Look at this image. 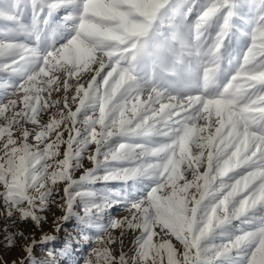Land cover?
Masks as SVG:
<instances>
[{
  "label": "clouds",
  "instance_id": "obj_1",
  "mask_svg": "<svg viewBox=\"0 0 264 264\" xmlns=\"http://www.w3.org/2000/svg\"><path fill=\"white\" fill-rule=\"evenodd\" d=\"M30 7L31 23L14 49L25 79L48 64L64 74L66 89L75 87L77 101L75 111L51 120L33 139L43 143L65 121L75 136L56 160L54 141L41 149L27 142L28 131L22 140L9 135L0 149V195L13 206L31 203L30 189L43 196L49 181H67L65 214L77 199L84 213L75 214L84 242L79 264H127L125 254L112 255L117 229L136 234L133 264L137 258L147 264L150 250L161 264L264 260V79L241 76L264 73V0L243 5L248 28L238 23L245 16L231 0H32ZM233 37L247 46L233 49ZM177 41L187 50L190 83L169 95L174 103L146 109L139 104L145 89L150 99L163 97L141 54ZM130 97L138 102L131 108ZM73 142L78 156L80 145H94L92 168L76 179ZM97 180L105 185L100 194L82 188ZM120 206L129 215L112 216Z\"/></svg>",
  "mask_w": 264,
  "mask_h": 264
},
{
  "label": "rangeland",
  "instance_id": "obj_2",
  "mask_svg": "<svg viewBox=\"0 0 264 264\" xmlns=\"http://www.w3.org/2000/svg\"><path fill=\"white\" fill-rule=\"evenodd\" d=\"M124 2L135 5L137 0H124ZM231 2H234L237 5V10L245 16L244 21H238L240 26L250 27L251 21L248 18L247 9L243 5L250 4L254 0H231ZM31 3L32 0H0V149H2L9 135L22 140L25 131L31 133L27 138L29 144L39 143L33 139L37 131L49 124L51 120H59L61 115H66L69 110L75 111L76 108L77 101L73 100L75 87L70 90L65 88V76L58 69L46 64L44 71L36 75L34 79H25L26 73L21 68L24 61L20 59L14 49L17 47V42L24 38L25 26L31 23L33 16ZM214 36L215 31L212 32V37ZM247 43V41H238L236 37L232 38L233 49L239 48L242 51ZM141 55L145 69H154L157 90L163 98L153 94L150 99L149 90L145 89L140 94L139 104L146 109H159L161 104L174 103L173 100L169 99V95H175L178 90L188 85L192 77L186 48L181 47L180 42L177 41L172 47L154 48ZM51 63L56 64V61ZM50 74L58 78V84L55 80L49 82ZM241 76H247L249 80L264 79V73H241ZM69 83L74 85L75 81L70 80ZM130 99L132 103L128 105L129 108L132 107V104L138 103L133 97ZM178 111L181 112V115L185 114L184 109H178ZM157 114L159 115V113ZM214 115L215 113H213V117ZM64 123L68 124L67 128L64 127ZM196 123L203 124L204 121L198 120ZM72 127L70 121L62 122L58 127L54 125L50 134L43 138V143H39V147L42 149L44 143L52 140L56 145L52 150L58 149L59 152L55 159H63L69 137L75 136ZM76 127L83 129L80 122H77ZM44 131L47 132L48 129L45 128ZM63 131L67 135L63 139L61 136L57 138L56 133ZM93 147L94 145H80L78 156V144L72 143L71 162L73 167L71 175L74 179L78 178L84 169L92 168L93 165L88 157L91 156ZM0 155H3V151H0ZM205 155H207L206 149ZM48 163L53 164V161L49 160ZM49 170L51 171V169ZM185 171L190 179L191 172L186 168ZM200 171H203V167ZM98 174L102 175L103 170ZM66 182L58 181L53 185L49 181L46 188L40 189V192L44 193L43 196L30 189L29 192L35 197L31 203L26 199H21L18 204L13 206L12 202L0 195V264H52L53 257L50 256V253L58 256L56 264H79L82 258L81 252L84 250L81 245L84 242L80 236V228L75 214L83 216L84 213L81 212L79 199H77L72 214L67 220H62L67 208L64 193ZM37 187H39L38 184ZM104 187L105 185L99 180L85 182L82 186V188L96 191L97 194L103 192ZM2 191L3 189L0 187V192ZM22 209L34 210L35 215L40 218L39 222H34L30 217L22 219ZM111 215L121 218L129 215V213L123 206H120L118 210L112 211ZM57 227H59V231L56 230ZM112 235L117 237L116 242L110 245L112 255L119 257L123 253L127 259V264H133L132 257L135 255L133 241L136 234L125 231L121 235L120 230L117 229ZM45 237H53V239L41 243ZM33 241H36V244L29 255L25 249ZM216 243L219 244L220 240L218 239ZM173 244L177 249L183 251L179 242L173 240ZM195 252L196 249L191 250L193 257H195ZM148 255L147 264H153L152 258H155L156 264H161L160 256L154 250H150ZM164 258L166 262V255ZM137 264H139L138 258ZM257 264H264V260L258 259Z\"/></svg>",
  "mask_w": 264,
  "mask_h": 264
},
{
  "label": "snow or ice",
  "instance_id": "obj_3",
  "mask_svg": "<svg viewBox=\"0 0 264 264\" xmlns=\"http://www.w3.org/2000/svg\"><path fill=\"white\" fill-rule=\"evenodd\" d=\"M70 214H65L64 217H62V220H67L69 218ZM30 217L34 222L38 223L39 222V217L35 215V211H29V210H25V209H22L21 210V218L24 219V218H28ZM57 231H59V227H57L56 229ZM53 239V237H45L41 243H44L48 240H51ZM36 244V241H33L31 245H29L25 251L30 255L31 254V250L33 248V246ZM50 256L53 257V261H52V264H56V258L58 257L56 254H53V253H50Z\"/></svg>",
  "mask_w": 264,
  "mask_h": 264
},
{
  "label": "bare ground",
  "instance_id": "obj_4",
  "mask_svg": "<svg viewBox=\"0 0 264 264\" xmlns=\"http://www.w3.org/2000/svg\"><path fill=\"white\" fill-rule=\"evenodd\" d=\"M66 135H67L66 132L63 131V132H62V135H61L62 139H63V137H65ZM5 141H6V140H5Z\"/></svg>",
  "mask_w": 264,
  "mask_h": 264
}]
</instances>
